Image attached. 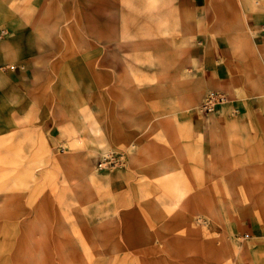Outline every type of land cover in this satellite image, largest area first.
Listing matches in <instances>:
<instances>
[{
  "label": "rangeland",
  "instance_id": "374dc122",
  "mask_svg": "<svg viewBox=\"0 0 264 264\" xmlns=\"http://www.w3.org/2000/svg\"><path fill=\"white\" fill-rule=\"evenodd\" d=\"M21 1L22 9L0 0L17 56L0 37V264H264V56L252 50L244 16L258 9L264 21V0L206 6L212 37L232 48L231 85L245 97L228 96L219 121L230 124L205 133V153L194 121L220 88L188 76L189 47H154L145 75L138 65H106L112 79L105 65L84 62L85 16L59 0ZM39 18L54 31L37 37ZM22 35L33 45L23 57ZM9 66L30 68L32 81L9 76ZM52 121L62 133L49 138ZM104 151L125 154L122 166L101 169ZM127 167L139 180L116 193L107 171Z\"/></svg>",
  "mask_w": 264,
  "mask_h": 264
},
{
  "label": "crops",
  "instance_id": "0c3cea01",
  "mask_svg": "<svg viewBox=\"0 0 264 264\" xmlns=\"http://www.w3.org/2000/svg\"><path fill=\"white\" fill-rule=\"evenodd\" d=\"M63 4V9L68 13L85 16V27L79 28L80 46L86 48L87 52L83 56L85 63H94L100 65L111 64H134L143 68L142 72H136L138 75L151 73L144 67V59L151 56L152 49L157 46H166L174 42L180 47H189L192 53L190 62L194 64L189 66L188 76L192 79L206 77L205 83L218 87L220 90H227L229 95L236 97L237 101H242L245 97L243 91H238L234 88L232 78L229 75L228 61L232 60V48L229 45L220 46L219 42L212 37L211 27L213 25V13H208L206 6L213 0H59ZM235 1V0H222ZM256 1V0H253ZM2 4V3H1ZM0 4V35L4 33L2 38L7 39L14 35V31L8 27H14L12 24L5 26L4 16L6 15L3 4ZM17 5L24 7L21 0H17ZM256 7L261 8L260 3H256ZM32 11L39 8L37 4L29 6ZM48 12V11H47ZM245 25L252 38V50L257 51L264 56V50L259 47L260 43H264V21L262 13L258 9L250 8L245 11ZM41 22H34L33 31L39 37V32L54 31L55 22L46 23L44 27L43 19ZM259 24L261 27L251 29L250 23ZM21 47L22 54L25 56L27 51L25 48L33 47L31 43L32 36L22 35ZM262 42L259 43L258 40ZM10 39L5 40L1 44L3 51L15 60L17 56H12V51H9ZM66 46V45H64ZM257 49V50H255ZM109 73L111 78L117 77V72L110 66ZM105 67V68H106ZM6 73L16 78L22 83L32 81V71L30 68L22 69L18 74L11 66L6 68ZM209 80V81H208ZM252 108L258 107L257 100H250ZM236 109H244L245 106L241 103H235ZM226 105H219L212 113L201 114L197 113L200 121L196 119L194 122L200 124V129L196 132V139L199 141L200 148L198 151L205 153L208 148V142L205 138V133L209 130L211 136H220L222 130L228 124H222L219 119L223 117V112ZM49 138L51 131L61 129L50 122L47 128ZM249 130L251 133H256L254 123L249 122ZM133 157V156H132ZM136 159L134 155L133 160ZM160 170L166 172V163L159 164ZM106 171V170H103ZM107 178L112 184L113 190L116 193L130 190L133 182H138V176L130 168L125 171L108 172ZM92 181L95 180L91 175ZM146 181V180H144ZM147 182V181H146ZM151 185V184H150ZM151 189V188H150ZM260 237V236H258Z\"/></svg>",
  "mask_w": 264,
  "mask_h": 264
},
{
  "label": "built area",
  "instance_id": "2783aa9c",
  "mask_svg": "<svg viewBox=\"0 0 264 264\" xmlns=\"http://www.w3.org/2000/svg\"><path fill=\"white\" fill-rule=\"evenodd\" d=\"M225 99L226 95L224 92L217 90L210 91L201 105V112L206 114L214 112ZM125 159V154L112 151L107 155L104 154L98 165L101 169L108 166L120 167Z\"/></svg>",
  "mask_w": 264,
  "mask_h": 264
},
{
  "label": "bare ground",
  "instance_id": "6f19581e",
  "mask_svg": "<svg viewBox=\"0 0 264 264\" xmlns=\"http://www.w3.org/2000/svg\"><path fill=\"white\" fill-rule=\"evenodd\" d=\"M3 34H4V33H1L0 37H2ZM213 90H217V89H213ZM210 91H212V90H210ZM210 91H208L207 94L205 95V97H204V99L202 100V102H201L199 108H201L202 103L205 101V99H206V97H207V95H208V93H209ZM217 91H222V90H217ZM222 92H224L225 95H226V92H225V91H222ZM227 102H228V96L226 95V99L221 103V105L226 104ZM107 152H108V151H104V154H105V155L109 154V153H107Z\"/></svg>",
  "mask_w": 264,
  "mask_h": 264
}]
</instances>
